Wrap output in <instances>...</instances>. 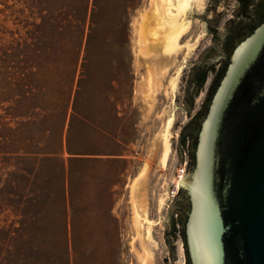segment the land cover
<instances>
[{
  "label": "rangeland",
  "instance_id": "374dc122",
  "mask_svg": "<svg viewBox=\"0 0 264 264\" xmlns=\"http://www.w3.org/2000/svg\"><path fill=\"white\" fill-rule=\"evenodd\" d=\"M152 2L0 0V264H138L142 246L134 239L131 193L130 201L125 191L112 203L111 214L120 218L67 216L70 203L62 201L61 183L69 182V175L58 158L48 159L57 141L45 131L56 123L55 111L68 99L74 79L76 87L84 89L80 97L92 103L106 95L118 104L129 146L126 169L118 178L125 182L149 164L141 182L148 215L157 222L152 231L155 245L148 246L150 264H187L179 226L182 189L179 186L175 196L171 192L185 163L183 179L188 168L180 132L190 114L202 107L201 100L194 108L186 104L184 81L190 64L210 44V37H203L205 22L200 17L212 13L191 8L193 16L185 21L191 29L180 46L201 38L200 45L187 57L182 50L167 59L149 40L155 22ZM230 15L222 12L220 27ZM171 110L172 153L161 172L157 135ZM31 154L44 156L39 161ZM36 167L43 170L38 173ZM110 173L109 167L101 173L103 182L113 180ZM164 183L169 198L158 211ZM77 184L86 193L85 173L79 174ZM134 198L141 208L140 190ZM77 204L86 209V202ZM114 231L118 243L111 249ZM88 240L92 247L83 248ZM93 241L98 247L93 248Z\"/></svg>",
  "mask_w": 264,
  "mask_h": 264
},
{
  "label": "water",
  "instance_id": "95a60500",
  "mask_svg": "<svg viewBox=\"0 0 264 264\" xmlns=\"http://www.w3.org/2000/svg\"><path fill=\"white\" fill-rule=\"evenodd\" d=\"M209 53L207 62L220 55ZM185 150L179 221L187 212L189 263L264 264V19L232 49Z\"/></svg>",
  "mask_w": 264,
  "mask_h": 264
},
{
  "label": "crops",
  "instance_id": "0c3cea01",
  "mask_svg": "<svg viewBox=\"0 0 264 264\" xmlns=\"http://www.w3.org/2000/svg\"><path fill=\"white\" fill-rule=\"evenodd\" d=\"M82 90H84L82 87L80 89L79 86L76 87L74 79L68 99L55 111L57 114L55 116H58L56 123L45 131L48 137H55L57 141V150L55 154L48 155V159L58 158L69 175V182L61 183L62 201L70 203L68 217L113 218L112 203H116L117 196L121 197L125 191V200L130 201L128 185L133 179L128 177L124 182L118 178L120 172L126 169L129 153L124 121L117 108L118 104L111 96L105 95L99 102L92 100L91 103V100L79 96ZM33 155L38 156L39 161L44 156L31 154ZM108 167L113 180L106 183L102 181L100 175L101 173L105 175ZM40 170H43L42 167H36L38 173ZM82 172L86 174L88 180L86 193H82L77 184L78 176ZM84 202L87 204L86 209L82 208L83 205L77 204ZM96 210L99 212L96 213ZM111 234L109 248L113 249L118 241L114 240L116 232ZM83 243H88L83 248L92 247L89 240ZM93 244V248L98 247L94 241ZM75 248L77 247L74 246Z\"/></svg>",
  "mask_w": 264,
  "mask_h": 264
},
{
  "label": "flooded vegetation",
  "instance_id": "af4514ba",
  "mask_svg": "<svg viewBox=\"0 0 264 264\" xmlns=\"http://www.w3.org/2000/svg\"><path fill=\"white\" fill-rule=\"evenodd\" d=\"M232 5L227 4L229 0H204L201 10L205 15L212 13V17L204 18L200 17L201 21L205 22V34L203 37H210V44L206 49H203L199 53V57L196 61L190 64L188 73L186 74L184 84L185 86V102L192 105L194 101L201 100L203 108L207 106L208 99L211 95V91L215 84H217L224 73L230 53L234 46L247 36L256 26H258L264 19V1L261 0H233ZM221 5L219 11L218 6ZM223 11H230L231 15L224 23V27H220L221 14ZM192 13L188 14V18H191ZM222 28V29H221ZM191 29V26H190ZM190 29L188 31H190ZM201 38L195 41L194 52L200 45ZM219 50V56L215 59H207L206 53L209 54ZM190 54V53H189ZM163 57L170 59L174 55H164ZM211 57V56H210ZM206 61H204L205 59ZM203 60V62H202ZM185 67L181 68L184 72ZM183 76V75H182ZM181 77V76H180ZM180 81H178V84ZM202 91L205 93L202 94ZM199 113H191L189 120L180 132L179 138L183 143L185 141L196 140L197 131L200 123ZM191 127H195L194 134H188L187 130ZM177 217L178 215L175 214ZM186 214L183 210L180 212V223L183 222ZM185 221V220H184ZM177 228V226H176ZM181 234L183 238L184 252L186 256V263H189L188 255L185 247L183 226L181 228Z\"/></svg>",
  "mask_w": 264,
  "mask_h": 264
},
{
  "label": "bare ground",
  "instance_id": "6f19581e",
  "mask_svg": "<svg viewBox=\"0 0 264 264\" xmlns=\"http://www.w3.org/2000/svg\"><path fill=\"white\" fill-rule=\"evenodd\" d=\"M203 2L204 0H153L151 9L153 8V20L155 22L151 26L153 30H149L151 37L149 40L154 43L153 46H156V48L164 55H174L183 50L186 52L185 57H187V55L193 50L195 43L180 46V39L190 29V25L185 21L188 20V14L189 11H191V8L199 7L198 9L201 10ZM145 46L146 45H144V47ZM178 77H176L177 80ZM170 85L171 93H173L176 88L175 79L170 81ZM174 123L175 114L171 110L170 113L163 119L162 127L157 135L159 143L157 167L161 172L166 170L172 153L171 139L173 138L172 128ZM148 169L149 164L143 165L138 174L130 180L128 185L132 196L131 203L133 211L131 222L134 239L142 246L140 253L138 252L137 254L138 264H150L151 258L148 246L152 245L153 247L155 245L152 231L157 222L152 220V218L148 215L146 195L145 192H142V189L144 188L141 182ZM183 182V176H181L179 172L173 182V189L175 188L179 190V186H181ZM162 185L163 190L157 198L158 211H162V209H164L169 198L167 183ZM139 190L140 203H142L141 208H137L134 198V195ZM146 245L147 247H145Z\"/></svg>",
  "mask_w": 264,
  "mask_h": 264
},
{
  "label": "trees",
  "instance_id": "16d2710c",
  "mask_svg": "<svg viewBox=\"0 0 264 264\" xmlns=\"http://www.w3.org/2000/svg\"><path fill=\"white\" fill-rule=\"evenodd\" d=\"M223 75V74H222ZM218 85V83L217 84H215V86L213 87V89H212V91H211V95H212V93L214 92V90H215V88H216V86ZM211 95H210V97H211ZM210 97H209V99H208V102H209V100H210ZM208 102H207V105H208ZM206 109H207V106L205 107V110L203 111V114H202V118H203V116L205 115V113H206ZM201 118V119H202ZM201 121V120H200ZM194 146H195V144H194ZM193 152V151H192ZM191 157H192V160H193V154L191 153ZM187 212H185V214H186ZM185 220V219H184ZM184 220H183V222H181L180 223V225H181V228H182V226H183V224H184ZM175 231V230H174Z\"/></svg>",
  "mask_w": 264,
  "mask_h": 264
},
{
  "label": "built area",
  "instance_id": "2783aa9c",
  "mask_svg": "<svg viewBox=\"0 0 264 264\" xmlns=\"http://www.w3.org/2000/svg\"><path fill=\"white\" fill-rule=\"evenodd\" d=\"M185 166H186V163L184 164V167L180 170V175H181V176H183V175L185 174V171H186ZM173 190H175V191H172V192H171V195H172V196H175L178 190L175 189V188H174Z\"/></svg>",
  "mask_w": 264,
  "mask_h": 264
}]
</instances>
